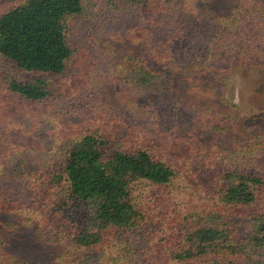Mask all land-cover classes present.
I'll use <instances>...</instances> for the list:
<instances>
[{"label": "trees", "instance_id": "obj_1", "mask_svg": "<svg viewBox=\"0 0 264 264\" xmlns=\"http://www.w3.org/2000/svg\"><path fill=\"white\" fill-rule=\"evenodd\" d=\"M176 13L172 0L0 9V213L18 218L6 228L64 244L50 264H264V144L189 141L198 115L172 96L175 76L208 97L206 76L264 71V0H236L186 27ZM99 36L147 52L105 71ZM104 80L120 90V109L100 100ZM13 130L36 145L13 142ZM244 212L238 237L231 217ZM0 264L28 263L0 238Z\"/></svg>", "mask_w": 264, "mask_h": 264}, {"label": "rangeland", "instance_id": "obj_2", "mask_svg": "<svg viewBox=\"0 0 264 264\" xmlns=\"http://www.w3.org/2000/svg\"><path fill=\"white\" fill-rule=\"evenodd\" d=\"M177 7L176 22L181 27L192 24L201 13L212 15L226 14L236 0H172ZM12 0H0V9L7 7ZM97 46L103 52L105 63L104 70H113L115 65L122 63L126 56H139L147 52V45L142 41L131 40L126 37L99 36L96 38ZM213 75L206 76L202 85L208 89L206 96H195L188 92V83L179 77L173 78L174 88L172 96L179 103L187 104L189 112L195 121L194 130L187 136L189 141L196 137L206 149L210 146L224 149L245 142H259L264 144V71L253 69H234L226 74V80L219 82L213 80ZM93 82V81H92ZM97 90L102 102L106 105L120 109L121 92L110 81L104 80L98 83ZM94 84V85H95ZM189 102H193L192 106ZM234 105L231 109L230 105ZM230 116V117H229ZM0 117L5 115L0 104ZM63 122L69 125L79 124L81 117L65 114ZM13 142L35 146L36 141L23 137L17 131ZM36 164L29 167L34 170ZM232 223L236 228L238 237H242L248 231L250 220L247 214H233ZM15 214L0 213V238L4 241V249L28 264H50L54 257L64 249V244L42 243L33 227H16L13 229L3 226L4 223H17Z\"/></svg>", "mask_w": 264, "mask_h": 264}]
</instances>
